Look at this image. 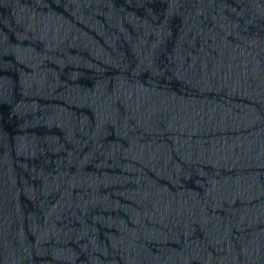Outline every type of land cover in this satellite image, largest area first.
Here are the masks:
<instances>
[{
	"label": "water",
	"instance_id": "water-1",
	"mask_svg": "<svg viewBox=\"0 0 264 264\" xmlns=\"http://www.w3.org/2000/svg\"><path fill=\"white\" fill-rule=\"evenodd\" d=\"M0 264H264V0H16Z\"/></svg>",
	"mask_w": 264,
	"mask_h": 264
}]
</instances>
